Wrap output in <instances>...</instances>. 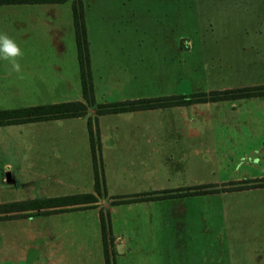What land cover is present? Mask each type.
Instances as JSON below:
<instances>
[{
    "label": "crops",
    "instance_id": "1",
    "mask_svg": "<svg viewBox=\"0 0 264 264\" xmlns=\"http://www.w3.org/2000/svg\"><path fill=\"white\" fill-rule=\"evenodd\" d=\"M74 1L77 0L0 4V32L13 37L23 33L24 83H30L28 89H61L66 87H55L54 84H70L73 89H79L80 94L75 99L66 96L62 101L85 102L81 94L73 25ZM81 2L95 107L96 104L116 101L182 95L172 92L145 95L140 92L144 90L193 89L198 92L192 93H205L209 96L211 91L264 86V66L256 71L217 72V82L205 80L196 86L192 85L193 88L182 86L174 79L173 70H169L176 64L177 40L180 37L177 39L175 36L163 35L153 41L131 40L119 45L109 42L103 36L95 38L89 31L86 12L89 8ZM96 9L103 11L94 15L96 19L103 21L112 18L113 14L106 12L110 10L107 5H100ZM92 16L90 13V19ZM255 21V51L264 54V18ZM22 25L23 29H20ZM51 31L58 34L50 35L48 32ZM65 41L68 43L67 49ZM148 66L165 71L159 77H151L150 84L144 83L139 74ZM225 74L230 75L228 77ZM5 82L9 83L10 80ZM6 87L11 88V85ZM109 91H116L118 98H106ZM94 106L87 107L86 115L71 118L86 120L81 139L83 148L90 156L92 151L87 120L91 119L96 158L100 159L102 168L185 169L191 164L192 155L201 152L192 145V138L218 139L226 146L229 139H264V95L105 114H96V109L91 108ZM159 110H168V113L157 114ZM232 143L235 145L237 140ZM261 144L263 146L264 141ZM90 164L93 167L92 157ZM235 171L236 174L228 178L208 184L207 188H200L210 189L211 193L205 194L221 196L224 201L217 212L219 227L216 232L210 233L209 228L200 227L199 232L206 242L195 245L182 240L179 242L177 235L191 234L190 229L184 228L181 232L175 227L159 224L168 217L162 210L170 209L172 203L161 207L157 206L158 203L175 202L192 195L165 198L152 196L165 193L163 191L182 193L191 187L156 186L148 190L130 189L113 194L108 188L101 189L100 194L95 191V187L83 188L73 194L92 193L96 197L95 202L67 208H47L35 211L30 216L10 218L9 243L17 244L21 235L25 240L39 238V257L34 264H105L100 219L103 213L109 215L107 249L109 253L113 250L115 263L119 258V264H264V186L225 190L229 186L264 182V166L256 164L254 168L248 166ZM117 199L128 201L112 203ZM146 203L152 204V213H145ZM52 209L58 210L49 211ZM211 234L220 235L222 242L216 243L213 237L208 236Z\"/></svg>",
    "mask_w": 264,
    "mask_h": 264
},
{
    "label": "rangeland",
    "instance_id": "2",
    "mask_svg": "<svg viewBox=\"0 0 264 264\" xmlns=\"http://www.w3.org/2000/svg\"><path fill=\"white\" fill-rule=\"evenodd\" d=\"M82 1L89 8L86 11L88 26L90 35L95 38L103 36L109 42L119 45L131 40L153 41L163 35L175 36L177 39L180 37L177 40L176 64L169 70H173L171 72H174V79L182 86L193 88L192 85L196 86L205 80L217 82V72L256 71L264 66V54L255 51L257 41L253 31L256 27L255 20L264 18V0ZM100 5L110 8L106 12L113 14L112 18L103 21L96 19L94 15L103 12L96 9ZM90 13L93 15L91 19ZM20 29H23V25ZM48 33L55 34L52 31ZM10 37L24 51L23 33ZM64 43L67 49V41ZM188 45L190 50L187 52ZM20 64L22 71L16 73L6 61H0V109L30 106V103L61 102L66 96L75 99L80 94V90L73 89L70 84H54L55 87H66L61 89H28L30 83H24V58ZM71 66L70 63V69ZM163 71L162 68L148 66L139 74L144 83L150 84V78L159 77ZM9 80V83L5 82ZM8 85L11 88H7ZM34 85L39 86L38 83ZM140 92L145 95L162 92L185 95L198 91L177 89ZM106 94V98L110 100L118 98L116 91ZM91 108L96 109L95 106ZM159 111L156 113H168V110ZM85 123L86 120L83 119L68 118L0 126V203L70 195L83 188H94V168L90 167L92 154L90 156L83 148L81 139ZM229 140L226 146L218 139L192 138V145L201 152L196 156L192 155V162L185 169L154 170L134 167L118 170L111 166L102 168L98 159L100 188H108L112 194L130 189L148 190L156 186L177 188L204 185L207 188L208 184L236 174L235 169L242 170L248 166L254 168L256 164L264 166V145L261 144L264 139L241 137ZM235 140L237 143L234 145L232 142ZM7 173L10 181L6 180ZM205 193H196L197 196L188 194L192 196L175 202L158 203V207L172 203L170 209L162 210L168 217L159 224L175 227L181 232L184 228L190 229L191 234H186L188 239L185 234L177 235L179 242L182 240L191 245L206 242L199 232L200 227L209 228L210 233L216 232L219 227L217 212L224 201L221 196ZM145 205V213H152V204ZM104 217L107 218V215ZM9 219H0V264H34L39 257V238L25 240L21 235L17 244L11 245ZM208 236L213 237L216 243L222 242L220 235ZM107 244L106 239V246ZM113 255V250L110 253L108 250V263L119 264L120 259L117 258L115 263Z\"/></svg>",
    "mask_w": 264,
    "mask_h": 264
},
{
    "label": "trees",
    "instance_id": "3",
    "mask_svg": "<svg viewBox=\"0 0 264 264\" xmlns=\"http://www.w3.org/2000/svg\"><path fill=\"white\" fill-rule=\"evenodd\" d=\"M65 0H0V4L4 3H34V2H63ZM73 25L75 32V40L77 46V56L79 61V72L81 79V94L85 102L81 100H67L56 103H46L38 105H30L17 108L0 109V126L25 124L31 122H38L43 120L62 119L79 117L87 114V107L95 105V98L93 87L91 83L89 54L87 46L86 29L83 19V8L81 0L73 2ZM261 96L264 95V86H255L248 89H240L235 91H211L209 96L205 93H192L187 95H171L159 97H145L134 100L116 101L105 104H96V114L105 113H119L134 110L153 109L160 107H167L173 105H184L188 103L218 100L225 98H235L242 96ZM87 127L89 138L91 141L92 160L94 167V185L95 191L100 194V177L97 170V158L95 153V144L92 131L91 119L87 120ZM264 180V179H263ZM264 186V182L244 184L239 186H229L225 190L246 189L251 187ZM204 187H191L185 192L167 193L170 191H163L165 193L154 195V198L176 197L180 195L196 194L209 192L210 189H200ZM198 189V190H197ZM135 200V199H131ZM96 197L92 193L73 194L57 197H49L44 199H36L29 201H15L12 203H0V219L25 217L34 214L36 210H44L47 208H58L63 206H72L76 204L93 203ZM128 201V199H117L114 203H121ZM58 209H52L49 211ZM4 214V215H3ZM101 219V234L104 243L105 262H108V249L106 246L107 234L109 233V215L104 217L103 213L100 215Z\"/></svg>",
    "mask_w": 264,
    "mask_h": 264
},
{
    "label": "clouds",
    "instance_id": "4",
    "mask_svg": "<svg viewBox=\"0 0 264 264\" xmlns=\"http://www.w3.org/2000/svg\"><path fill=\"white\" fill-rule=\"evenodd\" d=\"M24 52L19 44L8 34L0 32V61H6L11 70L20 73L22 71L20 61Z\"/></svg>",
    "mask_w": 264,
    "mask_h": 264
},
{
    "label": "water",
    "instance_id": "5",
    "mask_svg": "<svg viewBox=\"0 0 264 264\" xmlns=\"http://www.w3.org/2000/svg\"><path fill=\"white\" fill-rule=\"evenodd\" d=\"M6 180L10 181V176H9V173H7V178ZM118 249H119V246H118ZM119 251V250H118Z\"/></svg>",
    "mask_w": 264,
    "mask_h": 264
}]
</instances>
